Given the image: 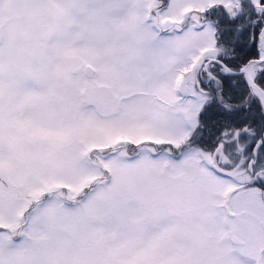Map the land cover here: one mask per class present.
I'll return each mask as SVG.
<instances>
[{
  "label": "snow or ice",
  "instance_id": "obj_1",
  "mask_svg": "<svg viewBox=\"0 0 264 264\" xmlns=\"http://www.w3.org/2000/svg\"><path fill=\"white\" fill-rule=\"evenodd\" d=\"M0 264H264V0H0Z\"/></svg>",
  "mask_w": 264,
  "mask_h": 264
}]
</instances>
